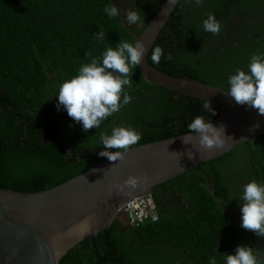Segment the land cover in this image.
<instances>
[{
  "label": "trees",
  "instance_id": "16d2710c",
  "mask_svg": "<svg viewBox=\"0 0 264 264\" xmlns=\"http://www.w3.org/2000/svg\"><path fill=\"white\" fill-rule=\"evenodd\" d=\"M166 1L0 0L1 189L39 192L83 174L107 160L98 155L99 134H110L112 127L142 132L139 146L187 134L196 116L216 119L220 113L215 106V114H210L203 108L205 101L150 83L138 66L129 74L132 87L125 89L132 102L100 129L85 133L66 111L57 110L60 84L107 47L137 41ZM109 3L120 8L121 17H107L103 9ZM257 5L263 10L257 12ZM135 7L143 12L142 28L130 27L124 19ZM246 9L252 14L233 23L235 12L244 14ZM209 11L223 25L219 35L201 26ZM100 29L104 39L96 40ZM228 36L236 44L218 50ZM155 46H161L165 56L153 64L150 52L153 67L227 91L235 69L246 70L250 57L264 52V0H203L201 5L181 0ZM169 54L172 59H165ZM254 179L264 181V136L154 188L175 183V195L184 202L176 215L162 213L157 206L158 223L133 226L124 233L115 223L60 264H208L213 255L224 264L225 255L241 244L259 250L264 260V237L241 227L242 201L236 200Z\"/></svg>",
  "mask_w": 264,
  "mask_h": 264
},
{
  "label": "water",
  "instance_id": "95a60500",
  "mask_svg": "<svg viewBox=\"0 0 264 264\" xmlns=\"http://www.w3.org/2000/svg\"><path fill=\"white\" fill-rule=\"evenodd\" d=\"M179 3L167 0L142 31L137 41L149 52L138 67L150 83L215 106L220 114L214 125H225L236 142L207 151L200 148L195 133L191 145H185L182 137L187 133L132 147L124 159L105 160L47 190L24 193L0 188V264H60L70 252L95 243L101 232L110 230L131 199L149 195L157 186L264 136V115L258 110L237 104L218 87L168 75L149 63L151 49ZM189 150L195 160L187 158ZM177 153L185 155L181 159ZM131 176L144 182L135 188L124 186Z\"/></svg>",
  "mask_w": 264,
  "mask_h": 264
},
{
  "label": "clouds",
  "instance_id": "9594fccd",
  "mask_svg": "<svg viewBox=\"0 0 264 264\" xmlns=\"http://www.w3.org/2000/svg\"><path fill=\"white\" fill-rule=\"evenodd\" d=\"M196 5H201L203 0H193ZM175 4L176 0H171ZM104 13L111 19L121 17V10L114 3L106 4ZM201 26L207 33L219 35L223 25L213 12H206ZM128 26H137L144 22L143 12L135 7L127 11L124 17ZM94 38L104 39V31L100 29ZM148 48L141 41H119L116 47H107L99 58H92L83 64L78 74L70 79H65L59 86L56 105L57 110H65L68 116L82 126L85 133L105 126L109 117L119 112L123 107L132 102V96L125 91L132 87L133 81L129 74L133 68L142 65ZM164 49L155 46L151 49L153 64H159L164 57ZM165 59H172L167 55ZM228 89L224 91L237 104L248 109L258 110L264 115V52L253 54L250 57L247 69L237 68L227 80ZM205 111L215 114V109L206 100L203 104ZM258 128L259 125H256ZM188 134L183 136L185 145H191L193 133L199 135V146L207 151L223 149L229 142H236L227 135L225 125H214L211 117L196 116L187 126ZM100 147L98 155L109 161L116 162L124 159L125 155L138 145L143 133L134 127H112L110 134L107 131L100 134ZM197 152V151H196ZM183 158L185 153H177ZM189 160H195V153L191 150L186 153ZM144 182L140 177L131 176L124 186L135 188ZM241 211V227L254 232L259 237H264V181L252 180L243 186L242 192L236 196ZM208 264H218L215 255L208 258ZM224 264H264L260 251L253 247L241 244L235 252L226 254Z\"/></svg>",
  "mask_w": 264,
  "mask_h": 264
},
{
  "label": "flooded vegetation",
  "instance_id": "af4514ba",
  "mask_svg": "<svg viewBox=\"0 0 264 264\" xmlns=\"http://www.w3.org/2000/svg\"><path fill=\"white\" fill-rule=\"evenodd\" d=\"M181 1V0H180ZM179 5V4H178ZM258 6V7H257ZM257 6H255L256 8V11L257 12H260L261 10H263V9H260V8H262L263 6L262 5H257ZM253 7V6H252ZM130 8V5H128V6H126L125 5V9H129ZM254 8V7H253ZM160 10V9H159ZM158 10V11H159ZM176 11V10H175ZM175 11L173 12V14H172V17H173V15H174V13H175ZM187 11H189V10H187ZM158 13V12H157ZM156 13V14H157ZM155 14V15H156ZM250 14H252L251 12H249V11H247V9H246V11H245V13L243 14V13H241V12H239V11H236L235 12V14H234V18L233 19H231L232 20V22L233 21H235V22H233V23H238L239 21H241L240 19H244V18H247ZM185 16V15H184ZM171 17V18H172ZM230 20V21H231ZM232 23V24H233ZM145 24V22H143L142 24H140V25H138L139 26V28H142V26ZM134 36H135V32H134ZM228 38L229 39H227V42L226 43H224V45H220L219 47H218V50H222L223 51V47L225 46V45H227V46H229V45H231L232 43L234 44H236V39L235 40H233L230 36H228ZM61 111H65V110H63V109H61ZM119 118H121V116H119ZM242 170H243V168L242 169H240L238 172H242ZM234 176V175H233ZM172 181V180H171ZM177 184V183H176ZM175 183L174 184H171V185H169V186H167V187H162V188H158V189H155V190H153L151 193L154 195V200H155V202H156V204H157V206L159 207V210L160 211H162V213H165V214H167V215H169V216H173V215H176L178 212H180L182 209H183V204H184V202H183V200L182 199H180L181 197H179V196H176L175 195V190H176V188H175ZM211 186V184L209 183V187ZM157 187H159V186H157ZM231 213L232 214H238V213H236V212H234V211H231ZM115 223H117V225H118V228H119V226H121L120 228H121V233H124V231L126 232H131V230H132V227L134 226V225H132L130 222H129V220H128V217L124 214V213H120V215L118 216V218L112 223V225L113 224H115ZM111 225V226H112ZM110 231V230H109ZM96 242V241H95Z\"/></svg>",
  "mask_w": 264,
  "mask_h": 264
},
{
  "label": "built area",
  "instance_id": "2783aa9c",
  "mask_svg": "<svg viewBox=\"0 0 264 264\" xmlns=\"http://www.w3.org/2000/svg\"><path fill=\"white\" fill-rule=\"evenodd\" d=\"M121 212L128 217L129 222L134 226L155 224L160 221L157 204L150 195L131 199L122 207Z\"/></svg>",
  "mask_w": 264,
  "mask_h": 264
},
{
  "label": "bare ground",
  "instance_id": "6f19581e",
  "mask_svg": "<svg viewBox=\"0 0 264 264\" xmlns=\"http://www.w3.org/2000/svg\"><path fill=\"white\" fill-rule=\"evenodd\" d=\"M159 213V212H158Z\"/></svg>",
  "mask_w": 264,
  "mask_h": 264
}]
</instances>
